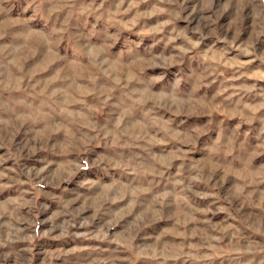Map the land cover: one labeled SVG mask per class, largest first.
<instances>
[{
  "label": "rangeland",
  "instance_id": "obj_1",
  "mask_svg": "<svg viewBox=\"0 0 264 264\" xmlns=\"http://www.w3.org/2000/svg\"><path fill=\"white\" fill-rule=\"evenodd\" d=\"M0 264H264V0H0Z\"/></svg>",
  "mask_w": 264,
  "mask_h": 264
}]
</instances>
